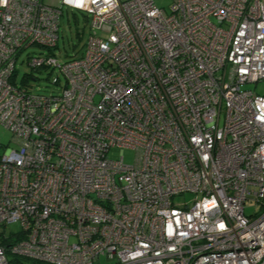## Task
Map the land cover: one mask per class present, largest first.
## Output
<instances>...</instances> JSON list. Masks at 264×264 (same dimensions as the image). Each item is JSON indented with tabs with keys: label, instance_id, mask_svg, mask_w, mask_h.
I'll use <instances>...</instances> for the list:
<instances>
[{
	"label": "built area",
	"instance_id": "1",
	"mask_svg": "<svg viewBox=\"0 0 264 264\" xmlns=\"http://www.w3.org/2000/svg\"><path fill=\"white\" fill-rule=\"evenodd\" d=\"M61 4L90 34L78 57H29L64 79L44 94L15 63L56 46L62 9L0 0V227L19 229L0 264H264V94L241 88L264 81V0Z\"/></svg>",
	"mask_w": 264,
	"mask_h": 264
},
{
	"label": "rangeland",
	"instance_id": "2",
	"mask_svg": "<svg viewBox=\"0 0 264 264\" xmlns=\"http://www.w3.org/2000/svg\"><path fill=\"white\" fill-rule=\"evenodd\" d=\"M43 3L52 7H59L62 9V16L59 19L58 28V41L55 47L52 49L39 48L36 46L29 47L23 50L15 63L14 80L17 84L28 83L33 87V91L41 92L44 94L58 93L63 86L64 79L61 78L59 85L52 84V79L56 75H59L56 71H50V69H42L40 71H33L27 61L29 57L38 55L50 54L55 56L57 59L63 61L69 58L78 57L84 51L86 41L90 34V16L82 11L69 9L63 7L61 0H43ZM155 3L160 8L168 11L170 0H155ZM242 89H251L259 94H264V81L256 83L243 84ZM0 143L3 145L10 146V133L0 125ZM110 157H117L120 154L118 148H112L109 151ZM123 157L127 163H132L134 158V152L128 149L123 150ZM194 199V194L187 193L173 199L174 203L183 207L185 203L190 204ZM259 207L254 204H246L244 207V213L246 215H252L258 212ZM18 226L15 223L7 225L6 229L0 227V232L4 233H15L17 232ZM0 234V237L2 236ZM27 263L29 261H26ZM112 262L106 259L104 256H100L99 260L94 264H107Z\"/></svg>",
	"mask_w": 264,
	"mask_h": 264
},
{
	"label": "trees",
	"instance_id": "3",
	"mask_svg": "<svg viewBox=\"0 0 264 264\" xmlns=\"http://www.w3.org/2000/svg\"><path fill=\"white\" fill-rule=\"evenodd\" d=\"M9 240L4 241L2 237H0V243H3L4 245H8ZM18 262H21L22 264H45V263H40L38 261H32V260H24V259H16ZM26 261H29L28 263ZM12 264H16L13 262Z\"/></svg>",
	"mask_w": 264,
	"mask_h": 264
},
{
	"label": "bare ground",
	"instance_id": "4",
	"mask_svg": "<svg viewBox=\"0 0 264 264\" xmlns=\"http://www.w3.org/2000/svg\"><path fill=\"white\" fill-rule=\"evenodd\" d=\"M33 261V260H32ZM38 262H40V263H45V262H41V261H38ZM45 264H48V263H45Z\"/></svg>",
	"mask_w": 264,
	"mask_h": 264
}]
</instances>
